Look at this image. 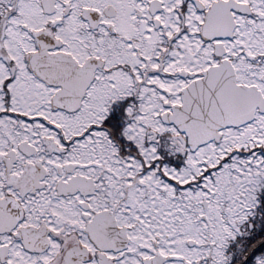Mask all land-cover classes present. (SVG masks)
<instances>
[{
    "label": "snow or ice",
    "instance_id": "6c2138e0",
    "mask_svg": "<svg viewBox=\"0 0 264 264\" xmlns=\"http://www.w3.org/2000/svg\"><path fill=\"white\" fill-rule=\"evenodd\" d=\"M0 264H264V0H0Z\"/></svg>",
    "mask_w": 264,
    "mask_h": 264
}]
</instances>
